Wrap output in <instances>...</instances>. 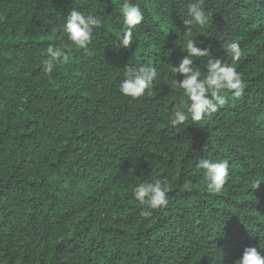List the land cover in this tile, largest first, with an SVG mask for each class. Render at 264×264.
<instances>
[{"label":"trees","instance_id":"16d2710c","mask_svg":"<svg viewBox=\"0 0 264 264\" xmlns=\"http://www.w3.org/2000/svg\"><path fill=\"white\" fill-rule=\"evenodd\" d=\"M132 2L145 19L117 50L123 0H0V264H235L264 249V0H204L211 37L185 33L190 0ZM74 8L103 21L93 55L72 46L46 74L47 47L70 46L52 28ZM189 38L219 57L239 41L246 88L172 128L171 68ZM129 61L158 68L151 94L119 92ZM200 158L229 162L221 192L207 191ZM164 177L168 206L142 218L132 188Z\"/></svg>","mask_w":264,"mask_h":264},{"label":"clouds","instance_id":"9594fccd","mask_svg":"<svg viewBox=\"0 0 264 264\" xmlns=\"http://www.w3.org/2000/svg\"><path fill=\"white\" fill-rule=\"evenodd\" d=\"M120 12L123 34H118L112 43L117 50L132 47L134 32L145 19L141 6L132 0H123ZM182 20L187 35L190 36L193 30H196L205 37H211L206 32L210 13L205 10L204 0H190L187 4V18ZM102 26L103 21L97 15L76 8L71 10L59 29L54 26L52 28L54 34L57 31L60 33L57 39L63 41L66 37L70 46L65 50L63 46L50 44L46 49V57L42 60L43 71L51 74L57 65L67 64L71 60L69 52L72 46L83 49L89 56L93 55L89 45L92 44L94 32ZM198 45V39H186L181 48L186 54L180 58L178 65L171 68V73L175 77L173 84L181 93L179 102L173 105L167 116L172 128H178L189 121L193 124L203 121L228 104L229 97L225 94L226 91H230L234 97H240L246 88L243 73L237 71L235 66L243 55L239 41L232 40L221 44L225 53L222 57L213 55L211 45L207 47ZM199 65L203 66V70ZM159 77L160 71L156 66L129 61L124 67L123 79L118 86L119 92L125 97L138 99L145 94H151L154 82ZM197 168L203 171L207 191L210 193L221 192L230 180V165L227 160L200 158ZM190 186L191 181L187 180L185 187ZM169 187V180L164 177L139 182L132 188V196L141 209L139 215L142 218L148 219L155 210L168 206ZM258 235L260 241L264 240V231ZM235 264H264V249L260 246L245 247Z\"/></svg>","mask_w":264,"mask_h":264}]
</instances>
